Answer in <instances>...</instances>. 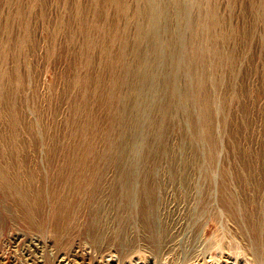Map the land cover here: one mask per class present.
Returning <instances> with one entry per match:
<instances>
[{
	"label": "rangeland",
	"instance_id": "obj_1",
	"mask_svg": "<svg viewBox=\"0 0 264 264\" xmlns=\"http://www.w3.org/2000/svg\"><path fill=\"white\" fill-rule=\"evenodd\" d=\"M123 1L128 7L125 14H122L117 0H0V85L6 98L0 106V142L34 141L41 144L36 151L29 147L24 152L31 153L29 156L26 154L29 162L25 160L22 163L27 168L51 169L45 157L49 145L83 140L96 145V154L106 153L114 159L121 148L129 149V140L123 139L122 135L129 137L135 133V124L130 119L137 113L141 114L139 105L149 100L151 108L144 121V139L138 143L141 155L151 162L145 169L153 179L150 185L155 187L153 199L149 198L152 205L148 204L151 212L148 220L153 228L142 222L140 214L129 222L123 220L120 223L117 214H113L119 203L105 197L106 208L114 211L110 212L111 217L107 213L101 218L110 227L101 220L96 224L100 227L98 231L104 230V234L101 232L104 240L95 241L86 236L83 227L90 222L91 215H87L84 209L79 218L84 226L81 224L77 234L58 244L51 233L32 230L24 220L13 216V207L8 208L0 191V264H189L188 258L183 261L179 257V251L194 246L199 238L208 241L213 237L223 239L224 246L232 251L236 249L252 255L255 247L261 252L264 250V238L255 240L252 233L258 236L248 224L242 225L227 214L229 211L223 194L220 195L224 193L222 187L226 184V193L235 192L230 194L236 199L233 206H238L237 210L245 209L252 215L257 213V216L256 209H264V0H197L191 3L189 18L194 23L201 13L213 9L212 15L205 18L211 24L207 29L196 26V33L188 27L183 29L179 47L186 56L191 57L197 38H202V46L207 48L203 50V57L209 70L201 68L197 73H187L175 55L178 65L169 67L167 61L172 59L167 50L169 42L163 44V62L158 63L152 51L138 57L135 53L137 47L143 51L151 47L149 40L141 42L139 36V22H143L145 16L135 15L136 11L145 9L147 3L145 0ZM175 2L168 1L167 13L161 18L160 35L164 39H171L176 32L180 13ZM120 34L125 39L122 65H128L129 69L124 73L126 77L122 78L120 94L114 96L118 97V103L105 109L97 104L98 95L93 91L99 86L104 100L109 103L110 79L123 72L115 60L121 45ZM211 47L230 59L224 58L217 66L216 54ZM86 58H89V64L84 67ZM139 59H144V68L155 76L151 84L144 83L140 94L132 90ZM75 69H78L77 73ZM74 73L83 76L92 92L82 103L78 89L72 85ZM196 77L204 82L201 97L208 95L213 103L215 162L212 167L208 164L212 148L203 137L206 125L200 116V106L193 102L189 104L185 94L190 93ZM13 107L15 112L17 110L15 114L20 116L16 117L17 122L9 119ZM35 153L36 157L33 156ZM62 158L58 157L56 167ZM114 169L113 166L104 168L108 185H111ZM247 194H250L249 198ZM153 229L158 232H153ZM240 230L245 236L239 234ZM157 233L160 234L159 239ZM153 234H156L157 242L151 241ZM187 234L188 238L185 237ZM123 240L128 243L123 244ZM230 242L238 243L231 245ZM208 254L218 256L220 252L212 248ZM163 255H171L175 262Z\"/></svg>",
	"mask_w": 264,
	"mask_h": 264
},
{
	"label": "bare ground",
	"instance_id": "obj_2",
	"mask_svg": "<svg viewBox=\"0 0 264 264\" xmlns=\"http://www.w3.org/2000/svg\"><path fill=\"white\" fill-rule=\"evenodd\" d=\"M145 1L147 3L146 8L143 10H140V11H136L135 15L139 16L141 14V15L145 16V18H143V22H139V24H140L139 36H140L141 42L149 40L151 42V47H149L147 49V51H143L142 49L137 47L135 49L136 55L138 57H141L145 54H148L150 51H152L155 54L156 59H158V63L163 62V61H165L164 60L165 49L163 48V44L166 42H169V44H167L169 46L167 50L172 54V59L167 61L169 67H173V66L178 65V59L175 57V56H177L182 61V65H183V67L187 73L189 71H194L197 73L201 68H206L209 70V68L206 67L207 63L205 62L204 57H203L204 56L203 50H207V48L202 46V43H201L202 38H197L194 40V47H193L191 57L186 56L181 51V47H179V46H180V42L182 39L183 29L185 27L186 28L188 27L190 30L193 29L194 33H196V30H195L196 26H201V27H203V30H204V29H207L211 25V24L210 25L208 24V22L205 20V18L208 19L212 15L213 9H209L207 11L205 10L206 12H204V14L201 13V15H199V17L197 18V23H194V22H192V19L190 20L191 15L189 13L190 12L189 10L191 9L190 8L191 3L195 2V1L197 2V0H176V2H175L176 9H177V12L179 11V13H180V18L176 22V32L174 33V35L171 39H167L168 37L166 39H164L160 35V29L162 27L161 18L164 14L167 13V10H168L167 9L168 8L167 3L169 0H145ZM117 2L120 5L122 14L127 13L128 7L126 6L127 4H125V1L117 0ZM200 2H202V1H200ZM203 4H205V3H203ZM197 5H199V3L196 4V7H197ZM202 6H204V5H202ZM199 10H203V9L199 8ZM189 16H190V18H189ZM138 19H140V18H138ZM262 19H264V17ZM119 38L121 40V45L119 47L118 53L115 57V60L117 62V65H120V67L123 68V72L120 74H117V75H113L112 78L110 79L111 91L108 94L109 103H107L104 100L103 93H102L99 86H97L93 91L94 94L98 95L97 104L100 106H103L105 109L106 108L110 109L113 106V104L118 103V97L115 98L114 96L120 94L121 86L123 84L122 78L126 77V75L124 73L129 69L128 65H126V64L122 65V62H123L124 56H125V53H124L125 39L123 38V35H121V34H120ZM210 49L213 50V52L216 54V57H215L216 58V60H215L216 65L219 64L224 58L230 59L228 56L220 54L219 51L217 50V48L211 47ZM144 62H145L144 59H142L141 61L139 59L137 69L135 70V79L133 80L135 86H132V90L133 91L135 90V93L137 92L138 94L141 93L142 88L144 86V83L151 84L155 80L154 74L152 72L148 71L146 68H144V66H143ZM88 64H89V58H86L85 62H83V66L87 67ZM77 70L78 69H75V73L78 72ZM80 73L75 74L74 84H72V83L71 84L74 85L78 89L77 92L79 93V95L81 97L80 101L82 103L84 100L88 99L91 96L92 92L88 89L87 84H86V80L83 78V76ZM4 74H5V72L2 75H4ZM170 75H171V73L169 74V76ZM72 77H73V74H72ZM19 78H21V77H19ZM18 81H20V80H18ZM71 81H73V78ZM16 83H14V84H16ZM21 83H19V84L21 85ZM17 86H19V85H17ZM2 88L3 87L0 85V106H1V101L3 99H6L5 98V92H3L4 90ZM203 88H204L203 80L200 77H196L195 83H194L193 87L190 89V93L186 92L185 94L187 95V102L189 104H191L192 102L199 104L201 112L203 114V115L201 114L200 116H203V118L205 120L206 131H203L202 133H203V137L205 138L206 142L208 144H210V147L212 148V151L209 153L210 154V160H208L209 166L212 167L214 162H215L214 153H213L214 148H215V137H214V132H213V118H212V108H213L212 104L213 103L211 101V98L208 95H206L204 98L201 97L200 92H201V90H203ZM174 89H176V86L174 87ZM9 98H11V96ZM7 102H8V100H7ZM79 103H78V105L81 106V103L80 104ZM150 108H151V102L149 100L143 101V103H141L139 105L138 110H141V114L137 113L133 119L132 118L130 119L131 121L133 120L132 121L133 125L135 124V130H134L135 133L130 135L129 137H126L125 134L122 135L123 139L127 138L129 140V149L121 148L118 151L117 158H114V159L108 157V155L106 153L96 154V145L90 140H83V141H79V142L68 143L66 145L61 144V143L60 144L55 143V144L49 145V147L47 148V152H45V150H44V152L46 153V155L45 154L44 155L47 158L49 167L51 169L44 170L38 166L33 167V168H27V167H25L26 166L25 163L22 164L25 160H27V162H29V158H27V156H26V154L28 152L26 154L24 152L29 147L35 149V151H36L38 146L41 144L38 145V142H34V141L31 143L30 142L22 143L20 141L0 142V191L3 193L4 201L8 205V208L13 207V209L15 211V214L13 216H18L21 220H24L25 223H27L29 228L32 230H35V231L40 232L42 234L51 233L53 235V237L55 238L56 242L58 244H60V243L64 242V240H66L67 237H72L74 235V233H76L77 231H80L82 226H84L83 223L81 221H79V218L81 216L80 214H81L82 210L84 212V209H85L86 214L91 215V220L89 219L90 222L85 223V227H83L85 230L86 236L89 237L90 239L95 240V241H101V240H104V238H103L104 237L103 236L104 230L102 228H104L106 226V224H108V226H109V223L108 222L107 223L102 222L103 219L101 220V218L104 217L103 215L107 214V213L110 216V214H112L110 212L114 211L113 209L112 210L109 209L110 208L109 206H108L109 208H106V206H105L106 202L104 204L103 198L107 197V199L117 201L119 203L118 204L119 206L118 207L116 206V209L114 211L115 213H113V214H117L116 218L118 219V221L120 223L123 220H125L123 222H129V221H131L130 220L131 218L133 219V217H135V216L137 217V215L140 214L141 216H139V217L143 218V219L141 218L143 220L142 222H144L145 224H148L149 228H153V226L152 227L150 226L151 223L148 220V217H151V214H150L151 212H150V209L148 207V204H151V203H149V198L153 199V195H154L153 193H155L153 191L155 189L153 190L154 186L152 187L150 185L151 180H153L151 178V174L148 173L145 169V167L149 166V164H151V162H150V160L144 158L143 155H141V150H140V145H139L140 142L138 143V141H140V139L141 140L144 139V135H142V131H143V126H144V121L148 118ZM0 109H1V107H0ZM16 112H17V110H16ZM16 112L14 111V107H13V110H10V112H9V119L13 122H17L16 117H20L19 115L17 116L15 114ZM196 112L198 113V111H196ZM123 116H124V114L121 113L120 117L123 118ZM15 125H17V123L14 124V127H16ZM21 129H22V127H21ZM216 130H217V128H216ZM34 134H36V133H34ZM16 135H17V133H16ZM13 137L16 138V136H13ZM38 139H40V138H38ZM44 145H45V143H44ZM37 153L39 154V151ZM29 154H31V153H28V156H29ZM39 155H41V154H39ZM33 156L36 157V153ZM216 156H217V154H216ZM58 157L59 158L63 157V158L60 160V163L57 164L58 166L56 167L55 163H56V160L58 159ZM36 162H38L37 159H36ZM217 162H219V161H217ZM36 164H38V163H36ZM31 166H33V165H31ZM39 166H40V163H39ZM109 166H113L115 168L114 169L115 174L113 173L114 176L111 180V185L110 184L108 185L105 183V178H107V176H105L106 170H104V168H107ZM53 167H54V170H53ZM214 174H213V177L215 176ZM104 176H105V178H104ZM214 179L215 178H213V180ZM225 180H226V178H225ZM245 180H243V181H245ZM183 181H184V179H183ZM246 181H248V180H246ZM222 184H224V182ZM152 185H154V184H152ZM156 185H157V183H156ZM260 185H262V183ZM221 186H223V185H221ZM230 186H231V184L229 185V187ZM245 186H248V185L246 184ZM226 187H228V186H226V184L222 187L224 193H221L220 195L223 194L222 196L224 199L225 207H227L228 211H229V212H227V214H229V215L231 214L232 215L231 217H234V219H236L238 223L241 222L240 224H242V225H244L243 223H246V225L248 224L250 226V228L255 232V234L258 237L253 236V233L251 236L255 237L254 238L255 240L261 241V239L264 238L263 237L264 236V217H263L264 212H261V210H264V209L257 208L256 209L258 211L257 216H256L257 213L256 214L253 213V215H252V214H250L251 211H249L250 213H247L248 211H245V209L244 210L242 209L241 211H240V209L237 210L236 207L238 208V206H236V207H234L235 205L233 206V203H236V199L233 196L235 192L234 193L230 192L233 195H231L230 193L229 194L226 193ZM245 189H244V192H246ZM230 191H231V189H230ZM216 192H217V189H216ZM244 192L242 194H244ZM259 193H261V192L259 191ZM249 195L247 198L250 197ZM155 197H154V199H155ZM261 197H263V194ZM107 199H105V200H107ZM151 201L153 203V200H151ZM256 201L258 204V200H256ZM259 201H260V199H259ZM110 202H112V201H110ZM238 202H241V201L239 200ZM245 202H244V204H246ZM6 204H4V205H6ZM114 204L115 203H113V205ZM189 204H190V202H189ZM189 204H188V206H189ZM194 204H195V202H194ZM113 205L111 204L112 208H113ZM237 205H238V203H237ZM239 205L241 206V204H239ZM242 206L244 207L243 202H242ZM255 206L257 207V205H255ZM248 207H249V204H248ZM152 208H153V206H152ZM217 208H218V206H217ZM217 208H216V210H217ZM259 209H261V210L259 211ZM47 210L50 211L49 214H47ZM252 210H254V209H252ZM188 211L189 210H187V212ZM257 211H255V212H257ZM224 214H225V212H224ZM187 215H188V213H187ZM225 215H222V216L225 217ZM113 216H112V218H114ZM218 216H219V214H218ZM0 217H1V215H0ZM106 217H107V215H106ZM106 217H105V219H106ZM191 217H192V215H191ZM228 218H230V217H228ZM4 219H5V217H4ZM107 219H109V218L107 217ZM0 220L2 221V217ZM99 220H101V223H103V224L106 223L104 227L101 226L102 227L101 229L103 231H98V228H100V227H98V225L100 224ZM234 221L232 220V222H234ZM226 222L227 221H225V223ZM97 223H99V224L96 227ZM228 223H230V222H228ZM81 224H82V226H81ZM161 224H163V223H161ZM189 224H190V221H189ZM240 224H239V226L241 227ZM111 226H113V225H111ZM237 226H238V224H237ZM123 227H124V225H123ZM144 227H146V226L144 225ZM242 227H241V229H243ZM244 227L247 228L248 226H244ZM101 229H99V230H101ZM161 229H163V228H161ZM84 230L81 231V235L83 234ZM115 230H117V229H115ZM142 230H144V228ZM48 231H50V232H48ZM149 231H150V229L147 232H149ZM152 231L158 232V230L156 231V229H155V231H154V229ZM189 231H191V230H189ZM101 232H103V234ZM230 232H231V230H230ZM124 233H125V231H124ZM242 233H243L242 230H240L239 234H242ZM247 233H249V232L247 231ZM161 234H162V232H161ZM106 235H108V234H106ZM153 235H154V238L151 241L157 242V238L158 239L160 238L158 235H160V234L157 233V236H158L157 238L155 236L156 234H153ZM124 236H125V234H124ZM143 236H145V235H143ZM238 236H240V235H238ZM243 236H245L244 233L242 234V237ZM251 236H250V238H251ZM149 237H150V235H149ZM185 237L188 238V234ZM192 237H193V234H192ZM123 239H125V238H123ZM139 239H142V238H139ZM161 239H162V236H161ZM195 239H197V238H195ZM241 239L243 241H245L243 238H241ZM144 241H145V239H144ZM148 241L150 242L149 239H148ZM162 241L160 240L161 243H162ZM187 241H189V240H187ZM123 242H124L123 244L128 243L127 241H124V240H123ZM185 242H186V240H185ZM235 242H232V244L236 245L238 243V242L237 243H235ZM197 243H199V244H197ZM224 243L225 242L223 241V239L217 240V239H214V237L208 239V241H204V240L199 238L196 240V243L194 246L189 247L185 250H183L181 248V250H183V251H181V252L179 251V253L181 255L179 257H181L183 259V261H184V258H188L190 260L189 264H264V253H262L264 250L261 252V251H259V249L257 250L255 247V249L253 248L254 251L251 252L252 253V255H251V254L247 253L246 251L240 252V251H236V249H235V251L227 249V247L224 246ZM262 243L264 244V242H262ZM230 244H231V242H230ZM256 244H258V243L256 242ZM253 245H254V243L252 244V246ZM174 246H175V244H174ZM233 247L235 248V246H233ZM212 248L219 250L220 254L218 256H213V255L209 256L210 253L208 254V250L212 249ZM177 250H175V251H177ZM163 256L166 257L167 259H171L173 262H175L171 255L170 256L163 255ZM141 257H143V256H141ZM177 260H176V262H177Z\"/></svg>",
	"mask_w": 264,
	"mask_h": 264
}]
</instances>
